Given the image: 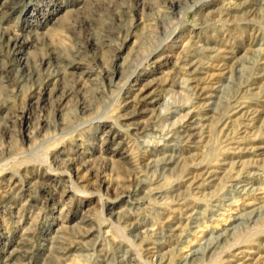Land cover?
<instances>
[{
    "label": "rangeland",
    "instance_id": "obj_1",
    "mask_svg": "<svg viewBox=\"0 0 264 264\" xmlns=\"http://www.w3.org/2000/svg\"><path fill=\"white\" fill-rule=\"evenodd\" d=\"M0 264H264V0H0Z\"/></svg>",
    "mask_w": 264,
    "mask_h": 264
},
{
    "label": "bare ground",
    "instance_id": "obj_2",
    "mask_svg": "<svg viewBox=\"0 0 264 264\" xmlns=\"http://www.w3.org/2000/svg\"><path fill=\"white\" fill-rule=\"evenodd\" d=\"M190 128V127H189ZM188 128V129H189ZM191 131V130H190ZM187 134V133H186ZM192 135H193V133L192 132H188V134H187V137H189V139L192 137ZM194 136V135H193Z\"/></svg>",
    "mask_w": 264,
    "mask_h": 264
}]
</instances>
